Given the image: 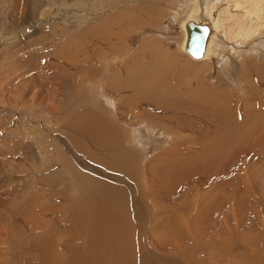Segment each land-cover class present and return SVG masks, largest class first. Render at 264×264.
<instances>
[{"label": "rangeland", "instance_id": "374dc122", "mask_svg": "<svg viewBox=\"0 0 264 264\" xmlns=\"http://www.w3.org/2000/svg\"><path fill=\"white\" fill-rule=\"evenodd\" d=\"M198 1L202 0H0V264H24L29 256L30 240L26 239L29 235L24 236L15 227L16 217L23 224L37 227L45 219L43 210L53 207L50 212L56 211V214L64 210L58 201L39 203L45 193L37 187L34 176L42 169L50 167L48 170L55 171L50 178L57 183L56 190L65 181L60 166L65 157L81 171L88 170L101 178L109 176L105 167L72 146L70 137L77 134L64 127L78 112L77 108L82 109L69 105L70 99L82 102L81 94L84 95L89 83L95 86L93 92L89 91L92 98L98 99V89L113 95V90L104 88V75L111 77L109 70L89 82L88 76L79 73L85 67L81 64L84 56L77 36L90 25L96 31L94 36L113 35L108 37L107 47L97 46L95 55L111 67L114 65L117 71L136 51L135 55L144 60L157 61V45L177 55L181 65L177 90L169 88L159 92V96L167 95L168 100L181 102L176 105L183 106L184 111L180 113L187 118L184 121L189 126L201 123L196 118L198 115L189 117L192 111L199 113L201 109L206 111L219 105L237 118L236 125L233 124L235 131H230L234 136L229 135L226 143L217 140L219 144L212 143L209 150H204L203 133L190 134L191 127L185 125L180 131L171 130L176 123L171 122L172 128L162 124L165 116L168 118L171 114L160 115L149 104L143 105L144 108L134 105V117L120 121L131 124L132 128L124 124L127 131L135 129L133 133L138 136H132V143L138 144L141 151L138 184L119 174L112 176L114 182L119 180L130 191L127 200L134 221L133 242L135 248L142 249V257L138 251L135 259L144 262L145 253L149 264L264 263V12L260 14L262 19L256 20V16L246 15L243 8L236 10L234 0H204L202 6L213 5L221 16L223 28L217 34H222L219 46L225 50L207 61L195 62L178 49L181 39L177 27L189 7ZM137 18L143 21L137 23ZM251 25L255 31L247 39L237 35L242 26ZM87 50L90 54L91 50ZM67 60H76L71 63L75 65L74 70L69 69L72 65ZM69 73L76 75L72 81L76 87L70 86ZM77 76L83 77L86 83ZM156 77H160L158 71H154L152 85L149 79L142 78L147 80L144 84L150 91L162 85L163 79ZM80 82L84 89L78 87ZM197 100L204 108H199L198 103L197 108L194 106ZM111 110L107 105L108 115L114 118L116 112ZM139 111L144 112L141 121L135 117ZM201 120L207 122L204 117ZM143 124L154 132L158 130L154 140L147 138L146 149L139 146L143 145L139 135L147 134ZM102 151L95 150V154ZM149 151L151 154L147 155ZM193 155L196 156L194 172L176 171L177 164L191 161ZM196 161L199 167L195 166ZM161 166L168 173L176 171L171 191H178L180 200L175 201L177 196L171 191V195L168 192L163 197H157L154 188L148 191L144 174L153 175ZM144 169L151 171L145 173ZM178 227L180 232L175 231ZM60 238L57 241L63 244ZM65 239L66 243L73 242L71 238ZM63 249L65 252L68 247ZM259 253H263L262 258Z\"/></svg>", "mask_w": 264, "mask_h": 264}, {"label": "bare ground", "instance_id": "6f19581e", "mask_svg": "<svg viewBox=\"0 0 264 264\" xmlns=\"http://www.w3.org/2000/svg\"><path fill=\"white\" fill-rule=\"evenodd\" d=\"M203 1L204 0H202L201 3H199L198 1L196 4L191 5L186 11V14H184L183 17L179 20L177 27V29L179 28V40L181 39L178 49L184 52L182 49L184 41V31L182 25L184 20L192 18L196 21H206L210 25V31L206 39L203 55L199 59L192 58L194 59L192 61L195 62L207 61L206 59H209L212 56L221 55L222 53H224L225 50V47L224 49H221L219 46L222 34L220 36L217 34L218 30L220 28H223L221 23V16L213 5L207 4L202 6ZM243 1H245L246 3ZM234 8L236 10L243 8V11L246 13V15H254V17L256 16L257 18L256 20H260L262 19V16L260 17V14L264 12V0H234ZM142 21L143 18L136 19L137 23ZM242 22L243 21H241V23ZM261 23L262 26L263 22ZM251 26H247L248 28H244V26H242L240 30L238 29L237 35L240 34L242 37L247 39V37H249L251 33L255 31L254 26ZM81 31H83V33H80L79 36H77L80 40H78V42L82 46L81 55L84 57L86 55H90L89 58L91 59H85L84 57L82 58L81 64H83L85 68L81 69L80 67L83 66H80L79 73H81L83 77L88 76L87 81L89 82L90 80H93L94 76H101L103 73L107 74L106 70H109L111 77L104 75V88H107L108 90H113V95H110L108 91L101 92L100 89H98V99L92 98L90 96L89 91H92L95 86H92L91 82L89 83V85H86L84 89L83 84L80 82L78 87L84 89V95L81 94V96H83L82 102L75 101V98H71L69 105H78L79 107L81 106L82 109L80 110V108H77L78 112L73 114L70 119L67 118L68 121L65 122L64 127L71 128V130H73L75 134L79 135V137L77 135H70L73 144L72 146H75L80 153L85 154V156H88L92 160H95L97 163L105 167L109 176H102L103 178H101L100 176L98 177L97 175L95 176L91 174L92 172L88 170L81 171L77 166L73 164V162H71V160L66 157L63 158V161L60 164L65 173L64 177H62L65 181H62L63 187L61 186L60 189H55V184L57 183H55L54 180L50 178V175L53 174L52 172L54 171L48 170L50 169V167L42 169L38 175L34 176V180L37 187H41L45 193V196H40V198H43V200L38 197L40 199L39 203H53L55 201H58V203H60L64 207V210L61 209L57 214L56 211H53L54 213L50 212L53 207H51L50 209L43 210V214H41L45 217V219L41 220L40 226L37 225V227H34L33 225H27L25 224L26 222H24L23 224V222L21 220L18 221L19 218L16 217L17 220L15 222V227H17L18 231L23 233L24 236L29 235V237H26V239L30 240L28 243V247L30 249V252H28L29 256L24 259L23 263L30 264L31 262H35V264H149V261H145V253H143L144 262L143 260L139 262V259H135V253L139 251V248H135L136 245L133 242V240H135V229L133 227L134 221L131 216V210L129 209L130 204L127 200V198L129 197L128 193L130 191H128V189L126 188L127 185L125 186L119 180H115L114 182V177H112L114 176V173L119 174L121 176H125L126 179H131L132 182L134 180V184H138V181L140 180L139 153L141 151H139L137 147L138 144L132 143V136L137 137L138 135L137 133L134 134V128V133L131 131H127L125 128L126 126L124 124L128 123L120 121H126L131 116L134 117V105H139L140 108H144L143 105L149 104V106L152 105L156 112L160 115L164 116L167 114H171V116H169L168 118H166L165 116V120H163L164 122L162 121V124H164L168 128L173 127L169 126L171 122H173V125L174 123H176V125L171 130L180 131L183 128L182 126L185 125V127H191L190 134H194V132L203 133L206 140L204 143V150H207L212 145V143L219 144L218 141H223V143H226V141L229 140V135L234 136V133L231 132L230 134V131L234 129V125H236L234 124V122H236L235 120L237 118H233L234 114L231 115L229 111L225 110L227 109L226 107L223 106V109L222 107L220 108L219 104H217L219 106H217L218 108H215L214 106L215 109L211 108L210 110L206 111L205 109H199V113L192 111L193 114H189V117H191V115H198L196 118H199L201 123L194 122L195 125H192L191 123L189 126V124L185 123L184 121L187 120V118H184L183 114L180 113L184 111L182 110L183 106H177L180 105L181 102L177 103L174 101H170L167 99V95L164 96L165 98L161 97V94L159 96V92L164 93L163 91L168 90L169 88L177 90L176 86L179 85L180 81L177 76L180 75L179 66H181L179 65L180 63H178L177 55H173L167 49H163L160 45H157V47H155V50H158L159 54H157L159 57L155 59L157 61L144 60L143 58H140L139 56L135 55L137 52L136 51L122 62V65L119 68L120 71H117L118 69L114 68V65L113 67H111V65H108L109 62L108 64H106L105 62H103V60H100V57L97 56V58L95 55L98 52V47L105 46L109 42L108 37H111L113 35L108 34L102 36L100 34H97L96 36H94L93 33H95L96 31L92 25L86 26ZM216 34L219 36V38H217L218 36ZM216 41L218 44H216ZM86 44H88L89 46ZM86 46L91 50L90 54L87 52L88 50ZM142 46L144 47V45ZM109 53L108 55H111ZM115 53L116 56H119L117 51ZM99 56L104 57L103 54H100ZM75 61L76 60H67V63L70 65L71 63L74 64ZM99 61L101 62L99 63ZM125 64L128 65L125 66ZM71 68H73L74 70L75 65L70 66L69 69ZM192 69L194 70V68ZM154 71H158V75L160 76L156 78L163 79V81L161 82L162 85L158 87L159 91H150V89H148L149 87L144 84V82L147 84V80L143 81L144 79H142H149L151 81L150 85H152ZM184 71H186V69H184ZM98 72L100 73L98 74ZM72 73H74V71ZM72 73H69V75H71L69 77V80L71 81L70 86H72L73 88L74 84L72 81L73 77L76 75ZM77 77L78 79H81L82 82L86 81L83 80V77ZM99 97L102 99H99ZM107 105L110 109L112 108L114 110L116 108L117 111L111 110V113L116 112L114 113V118H112L113 116L108 115V112L106 111ZM197 105L199 106V108H204L200 106L201 103H199L198 100L194 106L197 108ZM143 113L144 112L139 111V113L135 117H138L141 121L143 120ZM246 113H249V111L247 110ZM246 113L244 112V114ZM202 117H204L207 122L202 121ZM231 120L233 122H231ZM157 124L159 123L157 122ZM128 125L130 126V128H132L131 124ZM141 126L146 130L147 134L139 135L141 139L140 142H142L143 144L139 146H143L142 148L146 149L148 148L149 140L151 141L155 139V133H158V130H155L154 132L149 126L147 127V125L145 124ZM193 128H196V130H193ZM138 129V132H140V128ZM147 138L149 139L148 141ZM89 144H92L93 147H89ZM99 149L103 150L101 154H95V150ZM149 154H151L150 151L147 152V155ZM29 155H32L31 151ZM207 155H209V153ZM193 156L191 158V161L190 159H188L184 162L182 161L180 164H177L179 165V168H177L176 171H187V173L194 172L193 170L195 168L193 162L196 159V156ZM202 156H200V158ZM200 158H198V160ZM203 162L204 159L201 163L203 164ZM199 165L200 163L196 161L195 166L199 167ZM165 170L166 169L161 166L158 172L153 175L150 172L149 175L144 174L146 176V181L145 179L143 180L149 188L148 191H150L151 188H154L153 192H155V195H157V197L158 195L160 197H163L164 195H166V193L171 191V189H174L172 188L173 184H175L173 183V176H175L176 171H169L168 173ZM147 171L151 170L144 169L145 173ZM67 182H69V184H67ZM173 191L174 190H172L171 192L173 193ZM171 192H169L170 195ZM176 193L174 197L177 196ZM176 198L177 199H174L175 201L178 199L180 200L181 196L179 195ZM28 214L30 215L29 212ZM35 222L37 221L35 220ZM11 223H13V221H11ZM175 231L180 232L179 227L175 228ZM182 231L183 230H181V232ZM58 236L62 237L60 238V240H63V244L62 241H57ZM65 238H71L73 242L66 243ZM170 245L174 244L171 243ZM170 245L168 244V246ZM63 247H68V250L65 251H68L67 256H65V252L62 251L64 250ZM13 252H16V250H13ZM139 252L141 253L142 257V249ZM262 254L263 253H259V258H262ZM16 256L17 255H15L14 257Z\"/></svg>", "mask_w": 264, "mask_h": 264}, {"label": "water", "instance_id": "95a60500", "mask_svg": "<svg viewBox=\"0 0 264 264\" xmlns=\"http://www.w3.org/2000/svg\"><path fill=\"white\" fill-rule=\"evenodd\" d=\"M182 28L184 31L183 51L191 58H201L210 31V25L206 21H196L188 18L184 20Z\"/></svg>", "mask_w": 264, "mask_h": 264}]
</instances>
